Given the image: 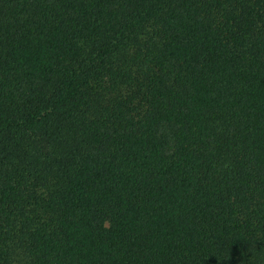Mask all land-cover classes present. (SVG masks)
<instances>
[{
    "label": "trees",
    "instance_id": "1",
    "mask_svg": "<svg viewBox=\"0 0 264 264\" xmlns=\"http://www.w3.org/2000/svg\"><path fill=\"white\" fill-rule=\"evenodd\" d=\"M0 264H264V0H0Z\"/></svg>",
    "mask_w": 264,
    "mask_h": 264
}]
</instances>
